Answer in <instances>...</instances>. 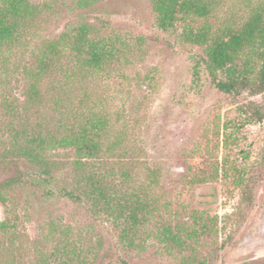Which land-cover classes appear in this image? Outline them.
I'll return each instance as SVG.
<instances>
[{"label":"rangeland","instance_id":"1","mask_svg":"<svg viewBox=\"0 0 264 264\" xmlns=\"http://www.w3.org/2000/svg\"><path fill=\"white\" fill-rule=\"evenodd\" d=\"M28 1L32 13L21 25L23 44L0 46V181L36 171L25 162L15 164L9 152L23 142L15 136L18 117L35 124L49 114L48 93L36 107L26 97L42 43L74 38L85 28L89 39L104 40L115 52L104 70L78 75L69 88L70 99L86 103L83 117L93 112L108 119L105 145H115L86 168L105 173L104 185L114 196L139 198L151 209L130 244L121 239V219L94 213L90 204L69 200L59 188L47 193L26 185L10 193L6 206L0 203V222L12 225L0 235L2 245L15 235L20 264L52 258L64 244L85 249L88 264H107V253L117 260L112 264L264 263V119L244 124L241 112L251 101L264 105V95L221 93L203 66L195 84L194 58L203 48L183 40L182 24L160 30L151 0H102L88 8L79 0ZM217 1L214 16L188 24L215 30L242 23L251 8L264 3ZM74 54L66 59L69 65L76 62ZM49 155L56 184L74 189L83 173L75 152L57 147ZM246 184L250 206L242 199ZM169 225L187 231L206 227L193 239L180 234L183 246L159 238Z\"/></svg>","mask_w":264,"mask_h":264},{"label":"trees","instance_id":"2","mask_svg":"<svg viewBox=\"0 0 264 264\" xmlns=\"http://www.w3.org/2000/svg\"><path fill=\"white\" fill-rule=\"evenodd\" d=\"M100 1L102 0H79V4L88 8ZM151 3L156 16V26L160 30L167 32L177 24H182L183 40L203 48V55L194 58L195 84L201 79L200 68L203 66L211 85L221 93L235 98H240L243 94L250 97L264 95V3L251 8L244 22H228L215 30L211 25L195 28L188 24V21L214 16L218 9L217 0H151ZM31 13L32 7L28 0H0V46L23 44L26 33L21 25ZM71 52L75 53L73 58L76 62L69 65L66 59L71 56ZM40 54L26 97L29 103L36 107L45 100L48 93L49 114L35 124H31L26 117H18L15 136L21 137L23 142L18 143L9 152V157H12L14 163L25 162L36 171L1 180L0 203L6 206L8 196L18 187L31 185L47 193L59 188L61 194L69 200L90 204L94 213H104L116 220L121 219L124 222V226L120 228L121 239L132 244L131 234L138 233L142 225L149 220L151 206L144 200L133 199L126 194L114 196L104 185L105 173L101 175L93 169L94 167L86 168L87 162L101 161L104 154L112 153L115 145H105L110 132L108 119L93 112L83 117L87 110L85 101L72 100L68 96L69 88L76 83L78 75H95L104 70L115 54L113 47L104 40L89 39L87 29L82 28L74 38L63 37L59 40L44 41ZM46 82L49 85H46L47 89L44 87ZM241 112L245 117L244 124H257L264 119V105L252 101L243 106ZM57 147L72 149L79 169L83 170L74 189L56 184V163L50 158L49 152ZM261 164L264 165V155ZM100 166L101 162L97 168H101ZM248 188L246 184L242 199L250 206L253 199ZM11 227L9 221L0 222V235L8 233ZM205 227L200 225L199 230L187 231L183 227L169 225L161 231L159 238L185 246L186 239L180 234L193 239L200 230L204 231ZM8 240L11 244L6 247L0 242V251L4 250L5 254V258L0 257V264H20L14 254L15 235ZM86 255L85 249L71 248L64 244L55 249L52 258L43 257L37 264H88ZM105 260L107 264L117 261L108 253L105 254ZM184 264L208 262L189 259Z\"/></svg>","mask_w":264,"mask_h":264}]
</instances>
